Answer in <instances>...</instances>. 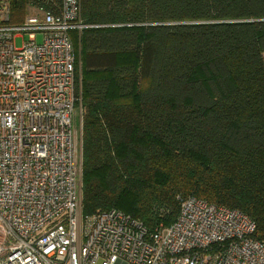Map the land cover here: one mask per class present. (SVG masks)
<instances>
[{
    "label": "trees",
    "instance_id": "16d2710c",
    "mask_svg": "<svg viewBox=\"0 0 264 264\" xmlns=\"http://www.w3.org/2000/svg\"><path fill=\"white\" fill-rule=\"evenodd\" d=\"M79 17L82 213L153 230L195 196L264 240V0H79Z\"/></svg>",
    "mask_w": 264,
    "mask_h": 264
},
{
    "label": "built area",
    "instance_id": "2783aa9c",
    "mask_svg": "<svg viewBox=\"0 0 264 264\" xmlns=\"http://www.w3.org/2000/svg\"><path fill=\"white\" fill-rule=\"evenodd\" d=\"M43 1L28 0L36 12L11 23L0 0V264H264L246 213L195 196H178L175 219L153 230L115 207L82 213L81 79L69 31L90 25L79 0Z\"/></svg>",
    "mask_w": 264,
    "mask_h": 264
},
{
    "label": "rangeland",
    "instance_id": "374dc122",
    "mask_svg": "<svg viewBox=\"0 0 264 264\" xmlns=\"http://www.w3.org/2000/svg\"><path fill=\"white\" fill-rule=\"evenodd\" d=\"M9 2H10V0H8V5H9ZM25 9H26L25 10V16L21 21H23L27 16L32 15L33 13L36 12L33 8L28 7V5H25ZM21 21H19V22H21ZM8 22H11V23L13 22V14H12L11 6L9 8ZM76 33H78V32H76ZM21 44H22V36L15 39V46L16 47H20ZM74 47H75V43H74ZM77 128H78V135L80 137V130L82 129V123L80 124L79 121L77 122Z\"/></svg>",
    "mask_w": 264,
    "mask_h": 264
}]
</instances>
